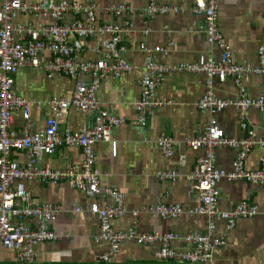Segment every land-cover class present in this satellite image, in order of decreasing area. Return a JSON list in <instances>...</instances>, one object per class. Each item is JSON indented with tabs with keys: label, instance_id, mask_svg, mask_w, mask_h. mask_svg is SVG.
Segmentation results:
<instances>
[{
	"label": "crops",
	"instance_id": "0c3cea01",
	"mask_svg": "<svg viewBox=\"0 0 264 264\" xmlns=\"http://www.w3.org/2000/svg\"><path fill=\"white\" fill-rule=\"evenodd\" d=\"M21 1L30 7L41 3V0ZM93 1L97 5L94 14L99 26H122L126 22L133 25L132 32L120 44L123 57L133 70L125 72L121 77L108 74L102 80L98 93L101 107L124 120L112 131L111 142L98 143L95 148L102 185L117 188L125 195L127 213L113 222L114 230L126 232L135 229L141 233L174 234L178 238L203 234L208 228V218L192 214L200 206L199 191L197 185L187 177L198 160L208 156V151L205 148L191 149L186 142L206 135L212 118L197 108V103L207 92V76L185 71L167 73L155 94L165 105L144 112L147 120L145 126L139 123L142 113L137 104L143 94L142 82L150 73V63L174 67L181 64L203 65L212 58L220 59V52L207 41L205 19L192 12L195 0ZM153 2L159 6L185 5V11L149 17L145 15V10ZM1 4L0 0V8ZM121 6L134 9L135 13L118 15L112 11V8ZM218 9L219 26L231 47L234 61L241 66L258 68L259 48L264 44V0H218ZM77 21L86 22L87 18L83 13H69L60 24L72 25ZM16 22L27 29H39L56 23L51 15L45 17L34 10L19 14ZM110 39L108 35L71 39L74 60L81 63L100 61ZM158 47L168 49V54L157 53L155 50ZM60 57L46 49L39 56L40 67H23L15 78V93L31 102L30 115L34 132L46 126V120L51 116V100L70 97L75 91L76 80L73 77L64 72H56L50 77V72L45 69ZM115 62L116 59L110 58V64ZM78 78L86 82L93 80L91 73L85 72H81ZM242 83L251 99L264 98V75L248 74ZM213 84L214 92L220 99L236 100L240 96V87L235 78L229 77L224 82L216 78ZM216 118L228 138L241 139L246 136L235 107L225 109ZM94 120V113H82L71 108L63 117L61 133L80 132L92 127ZM246 120L255 129L257 138H264V112L252 108L246 114ZM25 123L22 112H17L13 129L22 135ZM165 135L178 142L172 158H165L158 146L160 138ZM114 143L117 145L116 154L113 153ZM238 154L239 151L233 148L216 149L213 153L215 167L231 172ZM263 156L264 148L255 147L245 162V168L249 171L261 169L260 160ZM13 157L22 165L31 160L27 151L14 152ZM84 160L81 147L65 146L52 155H43L40 163L53 170H69L78 167ZM174 170L179 172L175 181L160 180L157 176L159 172ZM25 184L36 205L50 204L63 208L51 224L52 230L61 239L37 246L35 264L98 263L100 256L109 251V246L96 242L100 234V221L87 212L95 202L94 199L73 188L69 180L59 184H45L35 179ZM219 189L220 211H231L239 203L249 202L258 206L260 213L254 218L238 221L237 227L226 237L225 247L219 249L213 262L207 264H264V184L246 180H222ZM97 201L102 207L111 203L105 199ZM159 205L180 206L184 213L176 219H164L156 212ZM78 208H82L83 212L75 213ZM148 209H154V212ZM135 211L138 212L137 216L133 215ZM25 224L32 230L39 227L37 220L28 219ZM216 224V237H223L225 222L217 220ZM185 247L179 240L173 243V248L178 251ZM155 252L152 246L126 244L112 263L157 261ZM0 263L22 264L16 254L5 249L2 244Z\"/></svg>",
	"mask_w": 264,
	"mask_h": 264
},
{
	"label": "built area",
	"instance_id": "2783aa9c",
	"mask_svg": "<svg viewBox=\"0 0 264 264\" xmlns=\"http://www.w3.org/2000/svg\"><path fill=\"white\" fill-rule=\"evenodd\" d=\"M0 8V244L14 252L22 264H35L37 246L56 242L61 236L52 230L51 224L63 211L61 206L42 204L36 205L28 192L25 182L39 179L45 184H59L69 180L76 188L94 199V203L87 212L100 221V234L96 238L98 244H107L109 251L99 258V263L110 264L117 256L122 246L135 243L139 246L155 248V256L160 261L175 260L184 264H207L213 262L215 253L225 247L226 237L234 231L240 220L256 217L260 212L258 206L249 202H241L231 211H220L219 183L222 180L229 182L246 180L250 183L264 184V156L261 158V169L249 171L245 162L253 149L257 146L264 148V138L258 139L255 129L251 128L246 120V114L256 108L264 112V98L251 99L243 85V78L248 74L264 75V44L259 48L258 68L241 66L234 61L230 45L225 39L219 26L218 0H195L192 12L205 19L207 41L211 47L220 52V59L213 58L203 65L181 64L167 66L150 63V73L143 80V94L137 106L142 113L139 123L146 125L144 112L149 108L163 107L164 102L156 97V91L161 86L167 73L185 71L204 74L208 78L207 92L197 103V108L212 116L207 133L193 140H187L186 145L194 150L205 148L208 151L206 158L198 160L188 180L197 185L200 206L192 212L208 218V228L203 234H191L178 238L174 234L141 233L132 229L126 232H116L113 222L127 213L125 195L117 188L103 186L101 173L96 165V145L101 142H111L112 131L124 120L101 107L98 97L102 80L112 74L121 77L130 72L133 67L124 59L123 48L120 44L129 33L133 25L108 24L99 26L94 9L97 5L93 0L83 3L56 0H41L39 5L27 6L21 0H1ZM34 10L47 17L51 15L56 21L54 25L42 26L39 29L25 28L16 22L19 14ZM116 14L125 12L135 13L127 6L112 8ZM185 11V5H163L152 3L145 10V15L154 17L158 14H179ZM83 13L87 21H77L72 25H61L66 14ZM28 35V37L26 36ZM110 36L104 47L103 58L95 63H81L73 58L71 39L76 37H103ZM50 50L61 56L56 62L46 66L50 77L56 72H64L76 80L75 91L67 98H54L50 102L51 116L46 120V126L38 131L32 130L31 102L19 96L14 91L15 78L19 70L26 66L40 67L39 56L44 50ZM148 52V49L143 46ZM157 53L167 55L168 49L157 48ZM110 58L116 59L110 64ZM81 72L91 73L93 80L86 82L78 78ZM229 77L235 78L240 87V96L236 100H223L214 92V80L218 78L224 82ZM39 104V103H38ZM235 107L239 112L241 129L246 136L241 139L228 138L225 131L219 126L216 116L225 109ZM76 108L82 113H94V124L80 132L66 131L61 133V122L69 109ZM22 112L25 126L22 135L13 129L15 114ZM178 142L170 137L163 136L158 146L165 158L175 155ZM78 146L84 151L85 160L78 167L69 170H53L43 166L40 159L43 155H52L59 148ZM218 148H233L239 154L233 163V170L226 172L217 169L213 162V153ZM113 153L117 152L116 143L113 144ZM27 151L31 160L22 165L13 157L14 152ZM160 180L175 181L179 172L162 171L157 174ZM98 199H105L110 204L102 207ZM154 209H148L154 212ZM83 212L82 208L75 213ZM164 219L179 218L184 210L180 206L159 205L156 209ZM134 216L138 215L135 211ZM37 220L39 227L32 230L25 224L26 220ZM217 220L226 224L223 237H216ZM179 240L186 245L181 251L173 248V243Z\"/></svg>",
	"mask_w": 264,
	"mask_h": 264
},
{
	"label": "trees",
	"instance_id": "16d2710c",
	"mask_svg": "<svg viewBox=\"0 0 264 264\" xmlns=\"http://www.w3.org/2000/svg\"><path fill=\"white\" fill-rule=\"evenodd\" d=\"M0 264H4V263H0ZM76 264V263H75ZM92 264V263H91ZM93 264H103V263H93ZM111 264H114V263H111ZM130 264H184V263H181L179 261H175V260H170V261H152V262H142V263H130Z\"/></svg>",
	"mask_w": 264,
	"mask_h": 264
}]
</instances>
